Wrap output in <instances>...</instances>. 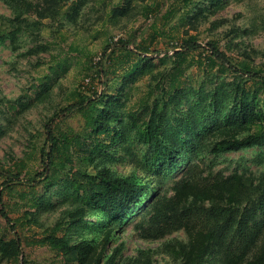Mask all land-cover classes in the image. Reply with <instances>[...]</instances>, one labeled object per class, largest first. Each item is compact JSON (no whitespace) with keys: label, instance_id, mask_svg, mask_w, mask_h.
Instances as JSON below:
<instances>
[{"label":"rangeland","instance_id":"rangeland-1","mask_svg":"<svg viewBox=\"0 0 264 264\" xmlns=\"http://www.w3.org/2000/svg\"><path fill=\"white\" fill-rule=\"evenodd\" d=\"M117 39L133 50L130 59L98 80L102 52ZM187 40L202 49L185 51L193 65L153 111L158 134L146 141L140 134L150 119L145 107L162 97L177 65L174 52ZM209 43L237 71L210 64ZM246 68L264 69V0H0V192L9 218L0 215V264H62L63 243L90 246L85 264L98 255L104 262L120 244L113 264H185L183 228L158 237H141L138 228L152 203L171 196L182 178L238 174L247 187L264 178V146L210 152L216 140L254 129L249 122L229 123L243 108L264 115L263 90ZM82 96L95 103L93 110L64 115L62 108ZM46 124L57 142L70 141L71 161L61 149L64 167L50 186L44 176L31 178L44 169L38 149L46 144ZM171 152L176 159L169 167ZM18 165L19 177L9 181L7 172ZM104 168L143 187L120 223L88 205L66 178ZM248 226L255 233L250 256L264 241V210ZM109 228L114 231L105 245ZM238 234L214 241L201 264L239 257Z\"/></svg>","mask_w":264,"mask_h":264},{"label":"trees","instance_id":"trees-1","mask_svg":"<svg viewBox=\"0 0 264 264\" xmlns=\"http://www.w3.org/2000/svg\"><path fill=\"white\" fill-rule=\"evenodd\" d=\"M202 49V46L193 40H187L180 46V50L174 52L177 65L172 69L167 88H164L162 97L153 105H146L145 113L150 119L146 126L140 130L142 138L150 141L158 134L157 120L152 115L155 109H159L166 101L167 97L182 84L181 76L186 69L193 65V60L187 58L185 51H195ZM208 62L210 64H220L228 70L237 71L229 57L219 50L215 43H209ZM124 50L121 57L113 58L112 52ZM133 50L121 39H117L105 46L102 52V59L97 68V79L106 77L107 74L115 73L130 59ZM184 65V66H182ZM111 66L109 71L106 69ZM243 72L263 90L264 94V69H244ZM264 101V96H263ZM95 103L88 97H80L76 102L62 108L64 115L83 111L85 108H94ZM233 113V112H232ZM91 122L94 118L90 117ZM234 122H249L254 125V129L244 137H223L216 140L210 147L213 154L236 152L246 148L264 146V115L260 116L253 113L248 108H243L240 116ZM46 144L43 143L38 149V159L44 167L43 171L31 175L32 180L36 177L44 176L48 185H54L59 175L62 173L64 164L59 156L60 150L65 152L64 159L71 161L68 152V139L60 144L55 139L53 128L50 124L44 127ZM176 156L170 153L168 156V166L171 167ZM16 172L8 171L11 175L9 181L17 179L22 170L18 165ZM72 188L79 191L82 199L88 205H95L103 215L110 221L122 222L128 214L129 209L136 204L143 191L141 184L128 179H121L113 176L111 172L104 168L94 174L81 171H73L66 175ZM7 184V182H5ZM251 187L246 186V180L238 174L223 175L217 173L198 178H182L176 183L171 196H161L150 206L148 220L142 221L139 225V235L141 237H158L172 232L177 228H183L187 234V242H180V252L185 264H201L204 257L208 254L214 241L220 240L231 232L239 231L238 238L241 241V254L237 258H227L225 264H264V241L259 249L252 255H248L251 249L254 232L248 225L255 220L259 211L264 210V178ZM239 205L242 209L239 210ZM231 209H237L232 212ZM0 215L9 221L8 213L3 204L2 192H0ZM234 215H236L234 217ZM235 225V226H234ZM114 230L109 228L104 233V243L107 245ZM225 235V236H224ZM249 241V242H248ZM64 250L62 264H85L88 259V251L91 247L84 244L68 246L63 243ZM248 249V250H247ZM121 250V244L113 248L111 254L101 263L98 255L94 264H113ZM19 264H29L22 260ZM53 264H56L53 263ZM59 264V263H57Z\"/></svg>","mask_w":264,"mask_h":264}]
</instances>
